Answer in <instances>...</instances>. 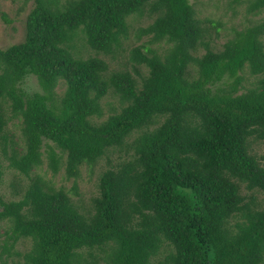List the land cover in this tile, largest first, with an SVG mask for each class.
<instances>
[{
  "label": "trees",
  "instance_id": "1",
  "mask_svg": "<svg viewBox=\"0 0 264 264\" xmlns=\"http://www.w3.org/2000/svg\"><path fill=\"white\" fill-rule=\"evenodd\" d=\"M25 1L24 40L0 49V157L19 195L0 194L2 264H264V166L250 154L251 139L264 141V21L218 50L220 23L190 0ZM232 3L264 11V0ZM143 14L136 36L147 41L124 47L127 19ZM85 48L93 54L75 56ZM28 76L41 92H24ZM109 93L118 107L94 122ZM15 121L19 141L6 132ZM44 141L60 150L47 151L52 173L68 178L123 153L85 214L35 174Z\"/></svg>",
  "mask_w": 264,
  "mask_h": 264
},
{
  "label": "rangeland",
  "instance_id": "2",
  "mask_svg": "<svg viewBox=\"0 0 264 264\" xmlns=\"http://www.w3.org/2000/svg\"><path fill=\"white\" fill-rule=\"evenodd\" d=\"M66 0H60V4H63ZM196 13L201 19L212 20L215 23H220V28L217 29L215 36H213L212 44L216 45L218 50L221 49L222 44L229 39L235 30H239L243 27H247L264 21V11L258 15L248 14L245 15V5L232 3V0H190ZM34 2L25 0H0V49L4 50L7 47L15 44H19L24 40L26 33V19L29 12L33 9ZM129 24V34L127 40L123 41L124 47L139 45L147 41V37H141L137 39V30L139 27L145 26L150 20L143 14L132 15L127 19ZM209 26V24H208ZM215 34V33H214ZM264 41V36H263ZM82 42L78 43L80 46ZM162 45V44H161ZM156 46V45H154ZM159 47H161L159 45ZM81 50L76 53L75 56L87 57L93 54L89 48ZM84 53V54H83ZM90 53V54H89ZM91 56V55H90ZM108 62L110 70H117L123 67L124 61L117 58L110 60L107 57L100 56ZM144 70L145 68L142 67ZM243 86L249 87L253 81V77L249 75L247 70L244 73ZM20 87L24 92L31 94L34 92H41L37 80L34 76H28L21 84ZM65 90L64 82L60 81L55 88V96H62ZM118 99L112 94H107L101 100L102 116L97 119L93 118L94 122H101L112 114L113 109L118 107ZM6 132L15 137L16 141H19V123L11 122L6 128ZM18 139V140H17ZM250 154L253 155L257 161L264 166V141L251 139ZM51 148L43 146L42 164L40 167L35 168L34 172L43 178V181L47 183V186L53 189H62L65 191L72 202L78 206L82 213H86L91 209L92 199L98 195V177L107 170L114 169L119 162L123 153L118 152L116 149L109 150L103 157L98 159L92 165H82L79 168L78 176L75 178H68L64 172L63 166H60L57 173L53 174L48 166L47 151L52 150L55 153H59V149L56 148L51 142L44 141ZM0 194L7 200H18L17 184L10 185L13 182V175L10 168L6 167V163L0 157ZM33 172V173H34ZM20 177V176H19ZM19 181H23V177H20ZM246 196H250L252 193L246 192L242 189ZM256 198L260 199V196L254 194ZM6 223L0 221V264L6 259V254H1L2 241L5 239L4 230ZM28 246L27 241H19L14 249L23 252ZM85 256H88L87 251L83 252ZM96 257H100L95 250L92 253ZM14 261H18L16 257H13ZM7 264H11L10 260Z\"/></svg>",
  "mask_w": 264,
  "mask_h": 264
}]
</instances>
